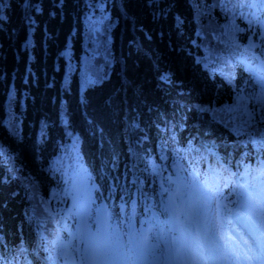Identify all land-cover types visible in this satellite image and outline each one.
I'll return each mask as SVG.
<instances>
[{
    "label": "trees",
    "instance_id": "1",
    "mask_svg": "<svg viewBox=\"0 0 264 264\" xmlns=\"http://www.w3.org/2000/svg\"><path fill=\"white\" fill-rule=\"evenodd\" d=\"M262 61V0H0V264L168 237L177 172L254 195Z\"/></svg>",
    "mask_w": 264,
    "mask_h": 264
},
{
    "label": "snow or ice",
    "instance_id": "2",
    "mask_svg": "<svg viewBox=\"0 0 264 264\" xmlns=\"http://www.w3.org/2000/svg\"><path fill=\"white\" fill-rule=\"evenodd\" d=\"M254 119L255 116L249 114V121ZM261 122L264 124V117ZM260 164V175L264 176V161H260ZM247 171L246 167L240 173L241 178ZM236 175L232 173V176ZM230 183H236L240 189L237 192L236 188H232L230 195L235 193L236 197L231 200L222 191ZM260 194V198L254 200L245 183L229 180L221 185L218 179L210 183L207 174L201 180L198 171L189 173L187 179L177 172V179L169 178L168 187L161 184L160 192V212L165 216L161 224L170 225L169 239H166L163 228L155 237L145 233L137 236L129 231L126 242L122 238L114 241L106 235L86 247L80 264H119L120 255L143 257L145 264H189V261L191 264H221V261L233 264L229 256H234L235 264H253L254 259L264 264V188L260 189ZM225 231L235 247L240 246L237 238L247 246L243 259L229 253ZM161 244L164 246L161 247ZM253 245L259 253L255 257L249 255L253 252ZM158 257L163 259L159 260Z\"/></svg>",
    "mask_w": 264,
    "mask_h": 264
},
{
    "label": "rangeland",
    "instance_id": "3",
    "mask_svg": "<svg viewBox=\"0 0 264 264\" xmlns=\"http://www.w3.org/2000/svg\"><path fill=\"white\" fill-rule=\"evenodd\" d=\"M261 188H264V185H262V184L261 185L260 184L259 185L258 184L256 185V191L253 192L254 193V195H253V199L254 200L260 198V195H261L260 194V189ZM181 219H183V217H181ZM257 235H259V233H257ZM93 241H98V240L92 239L91 240V244H92ZM239 244H240V246L238 248L235 247L234 242L227 244L228 245V251H229V253H234L235 255H238V253H240V252H242V254H243L245 251H247V246L244 245L243 242H240L239 241ZM249 255H252L254 257L256 256V254L254 252L249 253ZM149 258L150 257H148L147 259H149ZM229 259L233 261V264H235L234 256H229ZM137 261H138L137 264H145V261H144L143 257H137ZM119 264H132V259L129 258L127 255H120L119 256ZM189 264H191V261H189ZM221 264H227V262L226 261H221ZM253 264H259V262L254 259L253 260Z\"/></svg>",
    "mask_w": 264,
    "mask_h": 264
}]
</instances>
